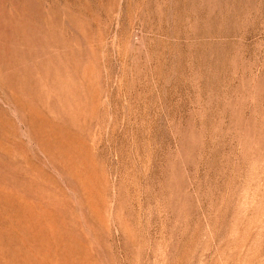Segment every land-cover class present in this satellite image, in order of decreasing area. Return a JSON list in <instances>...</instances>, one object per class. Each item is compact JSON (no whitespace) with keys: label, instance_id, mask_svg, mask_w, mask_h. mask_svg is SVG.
Segmentation results:
<instances>
[{"label":"rangeland","instance_id":"374dc122","mask_svg":"<svg viewBox=\"0 0 264 264\" xmlns=\"http://www.w3.org/2000/svg\"><path fill=\"white\" fill-rule=\"evenodd\" d=\"M0 264H264V0H0Z\"/></svg>","mask_w":264,"mask_h":264}]
</instances>
